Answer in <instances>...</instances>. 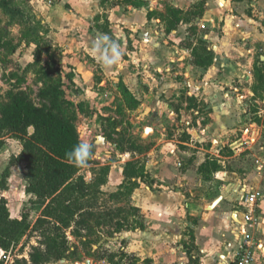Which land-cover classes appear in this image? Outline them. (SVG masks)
<instances>
[{
    "label": "rangeland",
    "instance_id": "374dc122",
    "mask_svg": "<svg viewBox=\"0 0 264 264\" xmlns=\"http://www.w3.org/2000/svg\"><path fill=\"white\" fill-rule=\"evenodd\" d=\"M138 1L100 0V3L105 9L116 3L128 5ZM205 1L196 0L181 16L188 29L184 48L189 44L192 48L198 47L201 41L209 48L204 35L209 31L220 32V25L213 26L207 18L204 19ZM219 1L224 5L229 0ZM45 3L49 12L57 8L64 13L71 10L70 4L64 5L58 0H12L9 6L17 11L13 14H7L0 7V108L10 95L23 91L36 107L45 106L59 111L76 125L80 141L87 140L92 145L93 164L79 172L85 181L89 183L93 174L102 169L108 172L96 203V212L102 218L96 222L97 226L94 225L92 234L83 239L87 242L80 244L67 234L69 251L62 259L50 260L47 264H143L140 246L146 236L137 230L144 221L141 211L158 200L163 187L179 191L180 202L190 204L184 207L189 223L182 228L181 237L171 243L183 253L181 260L184 264H200L201 257L207 252L205 250L202 254V246L195 244L197 221L219 210L225 213L224 223L230 236L217 242L216 249H212L215 251L213 260L207 263L223 264L219 257L231 253L232 250L226 247L239 240L237 226L231 216L236 211L235 206L247 186L264 184V145L254 143L253 139L250 141L246 134L243 136V129H231L222 141H212L214 138L203 135L202 130L206 126L201 123L209 122L210 112L200 106L201 115L198 116L196 111L187 108L194 106V101L187 95L191 91L190 86L184 83L187 78L173 75L181 70L178 66L181 60L171 64L170 74L163 72L161 75V70L156 71L155 66L146 69L147 73L138 72L134 67L122 70L118 63L114 65L113 72L105 76L90 50L76 48L73 41L68 48L59 47L50 38L51 24L43 23L46 19L41 5ZM144 3L156 10L157 16L167 23L169 7L178 2L147 0ZM256 8L255 18L258 17L262 23L260 29L263 33L264 2ZM252 10L244 11L252 16ZM202 25L206 26L205 30ZM91 30L93 40L100 34L114 36L104 12L93 20ZM78 36L72 32L67 38L76 39ZM262 55L259 51L254 54L252 72L261 77L259 88L264 98ZM122 58L127 59V55L123 53ZM125 76L130 78L126 80L130 86L125 83ZM120 83L127 87L135 103L124 99ZM237 84L233 82L232 86L241 87L238 94H243L244 88H248L244 82L238 84L240 86ZM258 107L264 109V103L249 104L247 109L253 120L260 122L262 118L254 115ZM146 128L151 131L144 135ZM20 150L21 143L17 138H6V146L0 151V180L10 160ZM127 164L129 168L136 166L142 169L141 177L131 180L136 185L124 180L123 171ZM25 171L24 163L10 167L7 189L0 188V197L6 199L11 218L20 219L27 213L34 221L41 208L30 203L34 196L25 191ZM118 191L117 197H110ZM218 197L224 198V204H228L226 209L222 208L224 204L215 211L203 209ZM131 207L137 210L135 214ZM124 219V229L116 231V223ZM37 235L28 233L6 254L0 250L3 252L0 258L5 255L4 264H13L16 258L28 260L31 248L39 244ZM255 240L260 243L264 254V217L256 228ZM255 264H264L262 254L258 255Z\"/></svg>",
    "mask_w": 264,
    "mask_h": 264
},
{
    "label": "crops",
    "instance_id": "0c3cea01",
    "mask_svg": "<svg viewBox=\"0 0 264 264\" xmlns=\"http://www.w3.org/2000/svg\"><path fill=\"white\" fill-rule=\"evenodd\" d=\"M58 1L64 5L70 4L71 10L64 13L57 8L49 12L46 3L41 5L44 6L41 8L44 13L43 17L46 19L43 23H50L53 31L58 32L51 31L50 38L54 40V43H58L59 47L68 48L73 41L76 48L90 50L95 40L91 36L93 20L104 12L109 28L114 35L112 39L121 44L123 53L127 55V59L121 58L122 61L118 64L122 70L134 67V70L138 72L147 73L146 69L155 66L156 71L161 70V75L163 72L170 74L172 72L171 64L181 60L178 65L181 70L174 72L173 75L174 77L183 75L187 78L184 83L190 86L191 90L187 92V95L189 100L194 101V106L190 105L187 108L193 112L196 111L195 114L198 116L201 115V111L198 109L200 106L210 112L209 122L201 123L206 126V129L202 130L203 135H206L207 138H214L212 141H222L230 134L231 129H243V136L246 134L250 141L253 139L254 143L264 145V109L258 107L257 112L254 113L258 118H262L260 122L257 119L253 120L251 117L253 115L247 109L249 104L264 103L259 88L261 77L255 76L252 72L254 54L258 51L264 54V30L261 33L260 24L262 26V23L258 17L255 18L254 14L257 10L256 5L259 6L264 0H238L236 2L229 0L224 5L219 0L205 1L204 19L207 18L208 23L213 26L220 25L219 33L209 31L203 37L209 45V48L206 47V49L213 54L211 64L206 67L194 65L192 62L193 48L190 44L188 47L185 46L186 48L183 46L188 38V29L184 22H180L176 29L170 30L165 20L158 17V14L155 13L156 10L152 7L145 4L141 7H133L132 4L116 3L104 9L100 0ZM173 1L178 3L172 6L182 11L188 10L191 4L196 2V0ZM249 8L254 9L251 11L252 16L244 11ZM148 13L152 14L151 18H148ZM202 26L205 30L206 26ZM72 32L79 36L76 39L67 38V35ZM246 46L249 48L246 49ZM262 58L264 59V55ZM95 62L105 76L114 70V66L105 69L96 57ZM127 77H124L126 84H128ZM253 79L255 80L254 84ZM88 80L90 79L88 78ZM233 82L240 85L244 82L248 88H244L243 94H238L241 87H239L240 89L233 87ZM238 84L237 86H240ZM128 85L130 86V84ZM130 90L133 92L132 87ZM224 174L226 176V173ZM250 188L262 192L256 206V215L261 221L264 217V184L255 183L247 186L243 195ZM158 196V200L154 204H148L141 211L144 223L142 222L141 228L139 227L137 230L146 236L140 246L141 254L144 256L142 262L143 264H171V262L184 264L181 260L183 253L171 243L172 240L181 237L182 228L189 223L186 220L184 207H189L190 204L180 202L179 191H170L167 187H163ZM218 198L220 201L212 208L214 211L219 210L218 208L224 204V198ZM239 202L235 206L236 211L231 215L237 226L239 240L235 245L229 243L228 248L226 247V249L232 250L231 253L219 257L223 264H227L232 259L241 239L239 226L242 214L238 208ZM211 203L204 205L203 209H207ZM227 205L225 203L222 208L226 209ZM224 222L225 213L220 210L210 216H203L201 220L197 221V225L194 227L195 244L199 247L202 246L200 249L202 254L205 250L207 251L206 255L201 257L200 264L212 261L215 252L213 250L216 249L217 242L230 236V231ZM259 225L260 222L253 229L254 239L256 228ZM258 247L255 250L253 264L256 263L258 255L264 256L259 242Z\"/></svg>",
    "mask_w": 264,
    "mask_h": 264
},
{
    "label": "trees",
    "instance_id": "16d2710c",
    "mask_svg": "<svg viewBox=\"0 0 264 264\" xmlns=\"http://www.w3.org/2000/svg\"><path fill=\"white\" fill-rule=\"evenodd\" d=\"M11 1L0 0V7L7 14L17 12L9 6ZM131 4L141 7L145 3L139 0ZM168 10L167 26L174 30L182 22L184 11L171 6ZM151 16L148 13V18ZM192 56L193 64L200 67L209 66L213 58L203 41L192 49ZM119 88L125 100L136 102L125 85L120 83ZM8 137L20 141L21 151L3 171L0 188L7 189L10 167L24 163L25 191L34 196L31 205L39 206L41 211L34 221L27 213L20 219L11 218L6 199L0 197V250L6 254L28 233H36L40 241L31 248L29 259L16 258L13 264H47L50 260H60L70 249L67 234L85 244L87 241L83 239L92 234L94 225L97 226L96 222L102 218L96 212V203L100 188L107 181V169L95 172L92 180L86 182L79 173L80 168L68 163L65 157V153L80 142L76 125L57 110L36 107L23 91L10 95L7 103L0 108V151L6 146ZM91 164L93 159L89 161ZM141 172L140 167L129 168L127 164L123 171L124 180L136 185L131 180L140 178ZM118 194L119 191L110 194V197L115 198ZM131 210L134 214L137 211L134 207ZM124 221L116 223V231L124 229ZM4 263L5 255L0 258V264Z\"/></svg>",
    "mask_w": 264,
    "mask_h": 264
},
{
    "label": "built area",
    "instance_id": "2783aa9c",
    "mask_svg": "<svg viewBox=\"0 0 264 264\" xmlns=\"http://www.w3.org/2000/svg\"><path fill=\"white\" fill-rule=\"evenodd\" d=\"M261 196L260 190L250 188L240 199L238 208L242 214L239 226L241 239L232 259L227 264H253L255 250L259 248L258 241L254 239L253 229L260 222V218L256 215V206ZM2 255L1 251L0 256Z\"/></svg>",
    "mask_w": 264,
    "mask_h": 264
},
{
    "label": "clouds",
    "instance_id": "9594fccd",
    "mask_svg": "<svg viewBox=\"0 0 264 264\" xmlns=\"http://www.w3.org/2000/svg\"><path fill=\"white\" fill-rule=\"evenodd\" d=\"M90 51L105 69L118 64L123 55L121 44L108 34L98 35L93 41ZM93 155L92 145L87 140H81L65 153L68 163L80 169L89 167V161L93 158Z\"/></svg>",
    "mask_w": 264,
    "mask_h": 264
},
{
    "label": "water",
    "instance_id": "95a60500",
    "mask_svg": "<svg viewBox=\"0 0 264 264\" xmlns=\"http://www.w3.org/2000/svg\"><path fill=\"white\" fill-rule=\"evenodd\" d=\"M32 130V129H31ZM33 131V130H32ZM149 131H151L150 128H146L144 131V135H146L147 133H149ZM220 201V198L216 199L215 201H213L208 207L207 209H212L218 202Z\"/></svg>",
    "mask_w": 264,
    "mask_h": 264
}]
</instances>
